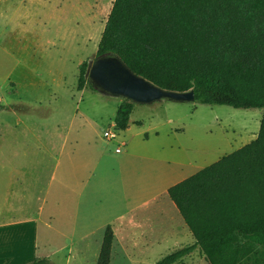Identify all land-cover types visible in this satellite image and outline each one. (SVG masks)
<instances>
[{"label": "rangeland", "instance_id": "1", "mask_svg": "<svg viewBox=\"0 0 264 264\" xmlns=\"http://www.w3.org/2000/svg\"><path fill=\"white\" fill-rule=\"evenodd\" d=\"M113 2L0 0V243L37 239L18 264H96L107 223L110 264H155L192 245L186 226L169 240L153 234L156 219L183 220L152 198L257 136L261 110L161 100L134 105L141 127L105 140L122 99L78 85ZM130 210L151 221L124 236L115 222ZM176 264L207 263L196 248Z\"/></svg>", "mask_w": 264, "mask_h": 264}, {"label": "trees", "instance_id": "2", "mask_svg": "<svg viewBox=\"0 0 264 264\" xmlns=\"http://www.w3.org/2000/svg\"><path fill=\"white\" fill-rule=\"evenodd\" d=\"M103 54L161 89L192 90L196 103L262 111L254 140L168 188L194 243L155 264H176L196 248L207 264H264V0H114ZM86 70L78 87L94 90ZM134 105L122 100L116 131ZM113 239L108 225L96 264H110Z\"/></svg>", "mask_w": 264, "mask_h": 264}, {"label": "water", "instance_id": "3", "mask_svg": "<svg viewBox=\"0 0 264 264\" xmlns=\"http://www.w3.org/2000/svg\"><path fill=\"white\" fill-rule=\"evenodd\" d=\"M86 78L93 89L101 94L145 105L168 100L194 103V93H178L161 89L133 73L117 56L103 54L89 61Z\"/></svg>", "mask_w": 264, "mask_h": 264}, {"label": "crops", "instance_id": "4", "mask_svg": "<svg viewBox=\"0 0 264 264\" xmlns=\"http://www.w3.org/2000/svg\"><path fill=\"white\" fill-rule=\"evenodd\" d=\"M0 109H1V107H0ZM135 110L136 109L134 107L132 109V112H131L130 116H129V120L127 122V128L125 130H122V131H117L118 133L119 132H127L129 130V127L131 125H133L135 127H141V120L139 118H135V119H132L131 118V115H132V113ZM261 115H262V111H261ZM260 119H261V117H260ZM124 146H125V144H123L122 147H124ZM122 152L123 151L121 150L120 153H116L115 152L114 154H118L119 155ZM126 154L127 153H125V155ZM172 177L173 178H176V177H178V175L176 177L175 176H172ZM186 178H187V176H182V178H178L177 180H174V182L170 186L164 188L163 190H160L152 198L153 199L152 201L153 202H159L158 203V206L159 207L161 206L160 205V202H162V204H166L167 206H169V208H175L173 210H176V212H178L177 209H176V207L174 206V204L169 199L168 194H167V190H168L169 187L173 186L174 184H176V183H178V182H180V181H182V180H184ZM164 196H167V199ZM160 198H162V200H170V201H166V202L165 201H161ZM81 200H82V194L80 192V194H79V202L80 203H81ZM132 212H134V210H130L129 213H127L126 217L121 216L120 217L121 219H119V220H117L115 222L116 225H121L123 227V229H122L121 232H122V235H124V236H126V235L127 236L128 235H132V234L136 233V231H139L140 229H142L143 226H145L146 224H148L151 221L150 219H147V218H138L135 215L133 216L132 215L133 214ZM11 215H13V217L18 218L17 211H14L13 213L9 212L8 213V216L9 217H12ZM81 218H82L81 216L77 215L75 217V219H74V221H75L74 226H73V222H72V226L73 227L72 228L71 227H68V229L69 230H72V231L74 230L75 233H78L82 229L81 228L82 227L81 220H80ZM156 221H159V226L160 227L158 229H156L155 231H153V234L156 237H162V239L164 238L165 240H169L170 237L176 236V233L178 232L177 229H179V230L182 231L183 230V226H186V224L184 223V221H183V223H181L179 221V219L174 218V217H172V218L156 219ZM36 222H40V219L39 218H36ZM174 222H175V225L173 224ZM19 223H22V222H19V220H18L15 223L14 226H18ZM44 224H47V226H49V223L48 222H44ZM82 224H84V222H82ZM108 225L111 227L112 226V223L111 224L107 223L105 225V228ZM134 226L137 227V230L134 228ZM111 229H112L113 238H114V236L116 235L114 226L111 227ZM62 231H65V230H60L59 229V232L63 233ZM1 238H2V241L5 240V237H1ZM36 240L34 242V238H33V241L31 240L29 242V244H24V240L21 239V238H19V236H18V238H16V242L15 243L14 242L10 243L8 241H6V243L1 242L0 243V264H18V260L20 258H22L24 256H27L28 254L30 255L31 253H33L34 244L37 242ZM112 245H113V243H112ZM111 251H112V248H111Z\"/></svg>", "mask_w": 264, "mask_h": 264}, {"label": "built area", "instance_id": "5", "mask_svg": "<svg viewBox=\"0 0 264 264\" xmlns=\"http://www.w3.org/2000/svg\"><path fill=\"white\" fill-rule=\"evenodd\" d=\"M102 136H103V138H104L105 140H111V139H114V138L116 137V130H115L114 125L111 126L110 129L104 131V132L102 133ZM122 146H123V144H121V147H122ZM121 147H116L115 152H116V153H120V151H121Z\"/></svg>", "mask_w": 264, "mask_h": 264}]
</instances>
